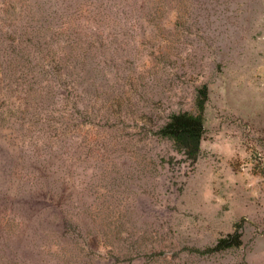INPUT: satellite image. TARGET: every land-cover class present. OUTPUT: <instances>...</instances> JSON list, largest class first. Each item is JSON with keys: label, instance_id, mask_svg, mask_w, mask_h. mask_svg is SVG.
<instances>
[{"label": "rangeland", "instance_id": "rangeland-1", "mask_svg": "<svg viewBox=\"0 0 264 264\" xmlns=\"http://www.w3.org/2000/svg\"><path fill=\"white\" fill-rule=\"evenodd\" d=\"M23 1L27 24L44 28L55 8L78 3ZM104 2L101 13H74L86 66L29 75L56 100L61 88L88 96L58 152L41 124L22 136L28 114L0 123V264H264V0ZM161 2L158 19L146 18ZM133 8L143 21L121 25ZM60 48L67 58L69 43ZM204 83L205 132L190 159L158 129L171 112H196ZM240 221L241 245L196 250Z\"/></svg>", "mask_w": 264, "mask_h": 264}, {"label": "trees", "instance_id": "trees-1", "mask_svg": "<svg viewBox=\"0 0 264 264\" xmlns=\"http://www.w3.org/2000/svg\"><path fill=\"white\" fill-rule=\"evenodd\" d=\"M73 1L71 0L72 3ZM94 1L99 3L91 7ZM104 1L78 0V3H74L73 13L67 11L58 14L56 13L57 8H55L52 12V18L48 15L46 16L45 21L48 24L44 28L43 24L39 26L37 24H27L26 7L28 4L25 1L0 0V38H2L0 41V79L6 81L4 85L0 86V97L4 100L6 98L9 102L5 108H0V123L2 121L8 122L12 117H16L18 113H26L30 115L29 128L27 132H22V136L28 134L38 124H41L39 127L40 135L44 139L48 137L52 138L54 145L56 144V152H58L59 148L62 147V144L58 142H63L64 137H70L77 126V116L75 115L74 108H77L78 100L87 101L81 111L78 108L79 117L88 115V96L84 94L79 99L74 97L73 100H70L65 93L66 90L61 88L58 91L62 98L59 97L56 100L54 98L55 94L50 88L47 90L36 80L29 79V75L30 73H34L35 75L39 74L44 69L49 71L52 69L54 73H57L64 68V65L65 70H67L66 76L72 77L73 72L71 68L73 64L75 67L82 63L86 66L85 58L78 55L79 49H77L79 46L80 50L84 49L83 44H85V41L82 39L83 28L77 25L74 13L76 15L77 13L84 15L85 11L90 10V8L96 14L101 13L106 6ZM161 3L163 4L160 6L157 5L143 9L148 13L145 17L158 19L159 13L163 11L164 7V2ZM134 10L135 8L131 11L133 15L130 19L125 17L121 18V25L126 24L130 20L136 23L137 21H143V16L139 12H136V10L134 12ZM20 18H25L24 24H22L23 30L19 33V37L15 38L13 33L15 28L13 25L16 21H20ZM55 19L57 20L56 22H54ZM43 30L44 32H42ZM48 31H51V34L48 36V41L53 42L51 44L48 43L45 47L42 39L45 37V32L47 33ZM61 40L68 42L70 46V50L66 54L67 58L65 59L61 56ZM44 49L47 50L46 55H41ZM35 51L40 56L34 54ZM81 54L84 56V53ZM22 84L25 86L21 87ZM56 84L59 83L57 82ZM17 91H20V96L17 97H20L18 102L16 98H13L15 97L14 93ZM65 98L66 100H64ZM208 98L209 86L207 83H204L198 88L195 97L197 111L171 112L158 129V134L170 138L190 159H196L200 153L201 141L205 132V108ZM45 99H50L49 104L41 106L42 104L45 105ZM65 101L66 103H64ZM44 127H46L45 130H43ZM40 135H35V138H42ZM12 147L16 149L14 145ZM50 153L51 157L52 152ZM12 173L15 174L14 171ZM242 226L243 223L241 221L237 222L235 231L219 238L217 243L212 246L204 249L196 248V250L200 253H212L241 245L243 233L240 231V228ZM130 250L131 253H134V251L141 252L140 249L135 250L131 248Z\"/></svg>", "mask_w": 264, "mask_h": 264}]
</instances>
